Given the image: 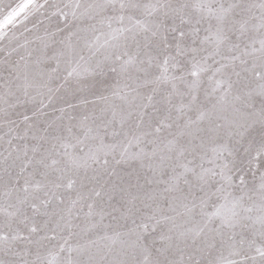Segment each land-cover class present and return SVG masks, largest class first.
Masks as SVG:
<instances>
[{"label":"snow or ice","instance_id":"snow-or-ice-1","mask_svg":"<svg viewBox=\"0 0 264 264\" xmlns=\"http://www.w3.org/2000/svg\"><path fill=\"white\" fill-rule=\"evenodd\" d=\"M0 264H264V0H0Z\"/></svg>","mask_w":264,"mask_h":264}]
</instances>
